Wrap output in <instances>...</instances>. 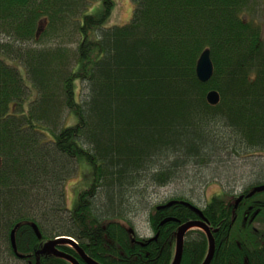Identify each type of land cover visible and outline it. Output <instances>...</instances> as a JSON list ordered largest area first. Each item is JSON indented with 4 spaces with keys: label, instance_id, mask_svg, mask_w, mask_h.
Here are the masks:
<instances>
[{
    "label": "trees",
    "instance_id": "obj_1",
    "mask_svg": "<svg viewBox=\"0 0 264 264\" xmlns=\"http://www.w3.org/2000/svg\"><path fill=\"white\" fill-rule=\"evenodd\" d=\"M95 1L0 0V37L22 42L31 34L34 41L39 27L40 42H50L47 50L0 42V259L12 258L17 228L18 250L30 255L25 264H70L36 255L60 237L74 239L99 264H170L172 250L161 249L162 239L149 246L156 252L149 257L127 252L126 214L146 204L141 194L149 186L171 183L181 169L210 165L203 152L215 149L212 132L195 134L194 127L229 131L232 150L236 141L264 150V30L242 18L264 0H133L131 21L109 28L112 2L101 0L102 11L87 14ZM204 49L215 69L206 85L195 74ZM209 89L220 93L216 108L205 103ZM71 115L76 123L66 126ZM27 143L41 151L30 153ZM74 156L92 166L99 192L80 193L69 210L60 187L72 174L66 160ZM28 168L36 174L34 187L7 173ZM50 186L59 190H40ZM222 201L213 197L206 210L218 211ZM157 216L171 218L160 229V238L169 240L167 231L177 230L173 219L193 218L180 205ZM241 221L251 226L244 214ZM52 224L56 228L48 229ZM257 226L250 232L254 255L220 246L212 264H264V225ZM193 241L186 242L181 264H202L206 242Z\"/></svg>",
    "mask_w": 264,
    "mask_h": 264
},
{
    "label": "bare ground",
    "instance_id": "obj_2",
    "mask_svg": "<svg viewBox=\"0 0 264 264\" xmlns=\"http://www.w3.org/2000/svg\"><path fill=\"white\" fill-rule=\"evenodd\" d=\"M112 9H113V7H112ZM242 15H241L242 18H244V20H245L244 25H247V24L251 25L250 22L255 23L254 20L248 18L247 14H242ZM107 20H106V22H107ZM34 34H35L34 35V37H35L34 41L32 40V37H31L32 35L29 34L27 38H23L24 41H22V42L19 41L17 36H7V35L1 36L0 42H3V43L10 42L11 46H13L14 49L24 48V49H32V50H47L50 46V42L46 41V40L40 42L39 38L41 37L40 36L41 35V29L39 27L37 28V30L35 31ZM204 50H206V49H204ZM210 53H211V51H210ZM197 63H198V61H197ZM196 66H197V64H196ZM213 66H214V64H213ZM196 68H195L196 78L200 82V80L197 77ZM214 71H215V69H214ZM213 75H214V72H213ZM212 78H213V76H212ZM212 78L209 81H207L206 83H202V82H200V83L206 85L212 80ZM209 88L211 89L212 87H209ZM210 89L206 94L205 103L212 108H216L221 103V96H220V93L216 89H212V90H210ZM212 91L218 93V95L220 97L219 102L216 104H213L212 102H210L208 100V95ZM3 123H4V119L1 120L2 126H3ZM193 131L195 132V134H199L200 132H203V133L205 132L206 134H208L207 132H209V133L212 132L211 133V138H212L211 141H213V143H214V147H215L214 150L215 151L212 150V155L208 154V152H205V151L203 152V155L206 156L207 158H210L211 162H213V159H216V160L218 159L216 151L217 152L219 151V153H224L227 143H230L229 139L227 137H225L226 133H228L229 131L225 132L221 129H206V128H203V126H201V125L194 127ZM14 139H15V137L11 138V142H13ZM29 141H33L34 143H36L35 139L34 140L28 139V142ZM233 146L235 147V150L234 149L232 150L231 148H230V150L228 149L229 152L226 151L227 155L230 154V155H232V157L240 159V161H242V162L243 161H245V162L249 161L250 162V161H254L256 159H258V160L263 159L264 160V150L263 149H259L257 147H253V146L250 147V146L244 145L243 142L238 143L237 141L235 142V144ZM26 148L28 151H30V153L34 152L33 154H35V152H37V151H41L39 147H36L35 145H31L28 143L26 144ZM222 150H224V151H222ZM66 161L68 162V164H71L72 174L70 176L74 175L77 167H79V166H82L83 168L84 167L86 168V166H89L91 168V172L93 175L92 166L90 164H88L86 161L80 160L77 156L71 157L70 160H66ZM7 173H9L12 176V179L14 181H16L18 184H25L26 183V184H33L32 187L35 186L36 174L30 168H28L24 172H22V171L19 172V171H16L14 169H12V170L7 169ZM66 181H67V179L65 180V182ZM175 181H176V178L171 183L166 184L164 186H160V187H158L157 185L149 186L145 190V194H143V195L141 194V196H144L142 198V201L147 200L148 197L151 198V196L154 193H157L159 190H161L163 188H167L170 185H174ZM65 182L63 183V186L60 187V189L63 188L64 193H66ZM90 189L91 190L95 189V190H97V192H99L98 187L94 188V186L91 185ZM40 190L43 192H46L49 195H52V194L56 193L55 192L56 190L57 191L59 190V187L58 186H50L49 190H43L41 188H40ZM204 190H205V187H204ZM83 192H85V191H83ZM42 195H45V194L43 193ZM228 196H230V197H228ZM179 198H181V200H178ZM203 198L205 199V203H206L205 207H203V208H202V206L196 204L195 202L188 200L186 197H176V198L171 197L170 199H166V201L159 203L155 206L150 205V203H146V204H148V206L145 207L144 209H142V208L146 204L138 206V208H139L138 210H136L132 213L126 214V217L128 218V220L130 219V223L128 224V231L132 236L131 241L128 243L132 246H130L126 242H123V246L125 247L127 252H129V250H131L134 253H136V256H138V257H142L141 256L142 252L145 253V257H149V254L156 253L154 251L151 252L149 246L152 243L159 242V240L162 239L161 249L167 251L168 253L170 250H172V260H171L170 264H173L176 260L177 240H178L179 229L186 226L187 224H191V225L197 224V225H193V227H189L187 229L188 231L184 235L183 242H182V255H181V260L179 261V264H181V262H182L185 244L189 240H194L193 242H194V244H196V246L200 242L205 240L204 243L206 242V249L203 250V253H204L203 259L204 260H203L202 264H204V262L207 261L208 258H209V264H212L214 257H215V254H216V251L219 249L220 246H223L224 248H228V247L234 245V247L236 249H238V251L245 254L244 258L247 255L251 256V253H252V255H254L253 251L258 250V248H255V245H256L255 239H254V237H252V234H250V232L254 230V227H256V228L260 227V226H257L258 222H261L264 225V207H263L264 206V179L255 180L251 184L241 186L237 190V192L235 191V194H233V195L224 193L222 203L220 205L218 203V206H217L219 208V210H218L219 212L214 211L212 213H209L206 210V207H208L210 205V202L213 199V197L207 198L206 196H204ZM235 203H237L238 206L235 205ZM177 205H180V206L184 207L187 211H189L193 215V218L186 219V220H184V222H180V221H177L176 219H173L171 222H175L177 224V230L172 232L169 229L167 231L169 234L168 236H170V240H169V238H166V236L164 238H160V229L162 227H165V225L170 222L171 218L165 219V217H162V218L158 219L157 213L162 211L163 209H167V208L171 209L173 207H176ZM227 208H229V209L231 208L230 212H227L228 211ZM256 208H260V209L256 210ZM141 209L143 211H141ZM242 214H244L245 217H247V219L250 221V225H251L250 227H248L247 225H245L241 221ZM182 218L185 219L184 216H182ZM138 219L139 220L141 219L140 221H141V223H143V227L139 224ZM31 228H32L33 233L36 236H39V230H40L39 228L40 227L38 225L34 224L33 221L31 224ZM47 228L48 229H55L56 225L55 224L48 225ZM16 230H17V228L16 229L14 228V230H12V232H11V236H12V233L14 232L15 248L12 245V238L10 236V248L12 250V258L8 259L7 258V257H9L8 254H6V256H4V257L1 254L2 255L1 256L2 259H0L1 264H25V260L30 259L29 254L20 252L18 250L17 242H16ZM70 239L73 240L76 243V245L78 244L74 239H72V238H70ZM51 241H53V240H51ZM47 243H45V245ZM133 244L135 247H133ZM78 247L82 250V252L85 254V256L87 258H89L93 262L97 263V261L94 260L93 258H91L79 245H78ZM70 248L73 251V253H71V254L68 252L65 253L62 250V248L58 247V249L60 251L71 256L72 258H74L79 264H82V263L85 264L84 261L80 257L78 249L76 250V248L71 247V246H70ZM152 248L153 247H151V249ZM141 250H143V251H141ZM230 250H231V248H230ZM160 252L161 251H159L158 253H160ZM38 253H39V251L36 252V255L40 256ZM123 256H124V254H123ZM62 260L67 261L65 259H62ZM67 262L70 263L69 261H67ZM97 264H99V263H97Z\"/></svg>",
    "mask_w": 264,
    "mask_h": 264
},
{
    "label": "rangeland",
    "instance_id": "obj_3",
    "mask_svg": "<svg viewBox=\"0 0 264 264\" xmlns=\"http://www.w3.org/2000/svg\"><path fill=\"white\" fill-rule=\"evenodd\" d=\"M110 1L113 4V9L111 10L105 26L109 28L128 24L132 19L135 9L133 0ZM102 9V1L96 0L89 7L87 14L96 15L99 14ZM247 16L254 20L255 23L262 25V29L264 30V1L256 12H252L249 15L247 14ZM20 75L24 80L23 71H20ZM79 88L80 82L76 81L75 90L77 94ZM30 101H32V96L26 100V103ZM75 123L76 118L71 115L68 118L66 126H71ZM228 149L230 150V147L226 145L225 151L222 150L224 153H219V151L216 152L218 159H213V162L206 167L201 165L195 168L179 170V174L175 177L176 181L174 185H170L154 193L151 198L148 197L146 203L155 206L171 197H186L188 200L195 202L203 208L206 204L203 198L204 196L212 198L221 195V198H223L224 193L233 195L241 186L251 184L255 180L264 179L263 159L242 162L240 159L232 157L230 154L227 155L226 151H228ZM92 181L93 176L89 166H86V168L82 166L77 167L74 175L67 178L65 182V199L69 210H73L76 206L79 194L90 189ZM140 220L138 219L139 224L143 227V223H141Z\"/></svg>",
    "mask_w": 264,
    "mask_h": 264
},
{
    "label": "water",
    "instance_id": "obj_4",
    "mask_svg": "<svg viewBox=\"0 0 264 264\" xmlns=\"http://www.w3.org/2000/svg\"><path fill=\"white\" fill-rule=\"evenodd\" d=\"M196 67H197L196 68L197 77L200 80V82L206 83L212 78L213 72H214V66H213V62L211 59V53L209 49H206L202 52V54L200 55L198 59V63ZM219 99L220 97L218 93L214 91H212L208 95V100L212 102L213 104L218 103ZM193 225H197V224H193ZM193 225L187 224L186 226L179 229L178 240H177L176 260L173 264H179V261L181 260V255H182V242H183L184 235L188 231L187 229L189 227H193ZM11 238H12V245L15 248L14 232L12 233ZM63 246H67V247L71 246V247L76 248V250L78 249L80 257L84 261L85 264H97L93 262L92 260H90L89 258H87L85 254L82 252V250L78 247V244L76 245V243L68 237H60L53 241L48 242L46 245L42 247V249L39 251L38 254L39 255H52V256H55L61 259H65L69 261L71 264H79L74 258H72L71 256L65 254L64 252L58 249V247L61 248ZM204 264H209V258L207 261L204 262Z\"/></svg>",
    "mask_w": 264,
    "mask_h": 264
},
{
    "label": "flooded vegetation",
    "instance_id": "obj_5",
    "mask_svg": "<svg viewBox=\"0 0 264 264\" xmlns=\"http://www.w3.org/2000/svg\"><path fill=\"white\" fill-rule=\"evenodd\" d=\"M235 205H237V206H238V204H237V203H235Z\"/></svg>",
    "mask_w": 264,
    "mask_h": 264
}]
</instances>
